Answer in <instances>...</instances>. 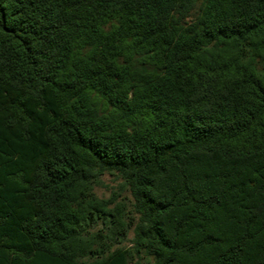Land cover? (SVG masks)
Here are the masks:
<instances>
[{
    "label": "trees",
    "instance_id": "16d2710c",
    "mask_svg": "<svg viewBox=\"0 0 264 264\" xmlns=\"http://www.w3.org/2000/svg\"><path fill=\"white\" fill-rule=\"evenodd\" d=\"M0 264H264V0H0Z\"/></svg>",
    "mask_w": 264,
    "mask_h": 264
},
{
    "label": "rangeland",
    "instance_id": "374dc122",
    "mask_svg": "<svg viewBox=\"0 0 264 264\" xmlns=\"http://www.w3.org/2000/svg\"><path fill=\"white\" fill-rule=\"evenodd\" d=\"M104 184L101 187H98L96 189V193L99 197H110L114 192L113 191H117L118 190V181L115 180L114 177L112 176H105L104 177ZM101 226L98 225L96 227H94V230L100 228ZM133 230H130L128 236L126 238H122L117 240V244L116 246H124V247H130L131 246V239L133 238Z\"/></svg>",
    "mask_w": 264,
    "mask_h": 264
}]
</instances>
